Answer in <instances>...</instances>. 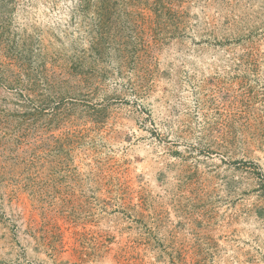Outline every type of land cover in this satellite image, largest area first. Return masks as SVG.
<instances>
[{"label": "rangeland", "instance_id": "1", "mask_svg": "<svg viewBox=\"0 0 264 264\" xmlns=\"http://www.w3.org/2000/svg\"><path fill=\"white\" fill-rule=\"evenodd\" d=\"M0 264H264V0H0Z\"/></svg>", "mask_w": 264, "mask_h": 264}]
</instances>
